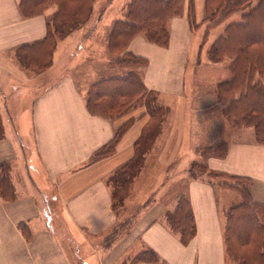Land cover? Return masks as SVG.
Segmentation results:
<instances>
[{
    "label": "crops",
    "instance_id": "0c3cea01",
    "mask_svg": "<svg viewBox=\"0 0 264 264\" xmlns=\"http://www.w3.org/2000/svg\"><path fill=\"white\" fill-rule=\"evenodd\" d=\"M130 1L95 0L91 19L83 27L92 31L93 37L103 23L109 28L108 42L114 23L122 18L107 20V14L126 12ZM205 2L185 0L182 11L168 22V45L138 34L126 49L147 59V64L142 63L147 69L141 78L148 89L159 90L164 117L169 114L160 117L163 125L157 128L153 146L158 150L157 157L180 156L175 152L180 150L181 125L189 115L182 110H187L190 103L203 107L208 101L205 88H191L190 94L185 88L195 39L192 24L194 16L197 24H206ZM53 11L50 7L44 13L25 16L20 0H0V164L9 165L14 188L13 198L0 195V264H236L227 255L224 237V212L233 203L227 198L220 202L210 179L190 178L181 192L174 189L179 177L167 184L164 176L152 195L140 194L137 201L142 205L136 215L118 211L126 197L115 202L110 178L134 157L135 144L153 116L145 104L115 118L88 109L91 84L117 76L114 67L120 64L109 52L94 59L92 49L86 57L78 44L63 48L59 59L55 58V49L52 63L42 71L26 63L25 51L31 55L37 42L44 39ZM207 36L208 32L203 42ZM211 44L205 50V62L228 68L230 74L225 75V81L231 77V58L212 61ZM201 55L202 50L196 60L203 62ZM217 86L209 88V93L215 103L221 104L224 115L226 104L219 100ZM127 121L130 125L115 151L94 159L95 152ZM24 126L29 130L26 135ZM245 133L248 136L233 135L219 141L229 143L227 154L203 155L204 162L209 169L250 177L255 199L264 203V143L255 140V130ZM144 164L132 184L126 185L134 189V195L148 182L146 159ZM182 193L191 204L197 227L188 243L181 240L180 232L168 220ZM144 251L154 252L156 259L134 261Z\"/></svg>",
    "mask_w": 264,
    "mask_h": 264
},
{
    "label": "trees",
    "instance_id": "16d2710c",
    "mask_svg": "<svg viewBox=\"0 0 264 264\" xmlns=\"http://www.w3.org/2000/svg\"><path fill=\"white\" fill-rule=\"evenodd\" d=\"M95 0H20L25 16L44 13L54 7L47 21V34L37 42L32 53L25 51L26 63L35 70L45 68L51 61L60 38L79 28L90 19ZM185 0H131L125 17L117 20L110 32L108 50L118 64L146 63L147 59L127 51L129 42L138 34L166 46L169 42L168 22L182 11ZM241 18L228 23L221 35L211 44L212 61L231 58V77L217 86V95L225 103L224 115L232 126H253L255 140L264 143V0H206L205 17L208 27L219 24L235 12ZM193 4L189 13L193 16ZM46 64V65H45ZM145 104L150 114L164 117L165 111L156 92L148 89L136 72L125 76L102 78L91 84L87 106L92 113L115 118L138 105ZM162 119V118H161ZM162 121V120H161ZM130 121L122 124L114 137L99 148L94 159L112 154ZM157 129L144 132L135 144L134 157L110 178L115 188V202H122L119 188L132 184L145 163V156L154 143ZM229 143L222 141L203 150L205 158L224 157ZM206 171L210 182L215 178L223 186L240 194V201L225 209L224 237L228 257L236 264H264V203L255 199L250 177L209 169L206 162H194L190 168L193 178H200L197 170ZM209 178V177H208ZM14 188L9 177V165L0 164V195L13 198ZM168 220L180 232L181 240L188 243L196 233V219L188 198L180 195L176 208L168 213ZM156 254L144 251L135 260H153Z\"/></svg>",
    "mask_w": 264,
    "mask_h": 264
},
{
    "label": "rangeland",
    "instance_id": "374dc122",
    "mask_svg": "<svg viewBox=\"0 0 264 264\" xmlns=\"http://www.w3.org/2000/svg\"><path fill=\"white\" fill-rule=\"evenodd\" d=\"M125 13L126 12H122L121 14L116 13L112 15L107 14V16L109 15L107 20H109L111 17L115 19V16H120V18H124ZM107 16H105L104 20H106ZM240 18L241 12H235L227 19H225L223 23L215 27L208 28L207 23L203 25L197 24L198 20L195 19L194 16L192 25L195 39L192 52L189 57V61L187 62L188 65L186 72L185 88H189V94L191 92V88H205L203 91L204 94H207L208 101L203 104V107L201 106L202 108H197L195 107V103H190L189 108L187 110H182L189 115L186 117V119L183 121V124L181 125L180 150L177 148L175 152L180 153V156L167 155V158H164V155L163 158L159 156L157 157L158 150H153V146L155 143L154 140V143H152V146L149 149V151H151L149 153L150 156L145 158L146 164L148 166L147 172L145 173L148 178V182L146 181L145 183H143L144 188H142L140 193L136 195H134V189H127V183L125 184V186L119 188L120 194H122V196L125 195L126 197V200H124L123 202V206L119 207L118 209L119 212H132L133 215H136V213L140 211V206L142 205V202L137 201L139 196H141L140 194L143 193L144 195H146V193L148 192L150 193V195H152L158 187L159 180L162 179L164 176L166 177L167 184H170L173 181L174 177H179L180 179L178 183L174 185V189L181 192L184 191L186 188V182L190 178H193L190 172L191 163L194 161L203 162L205 160L202 154V150L204 148L208 146H213L219 143V141H221L222 139H228L233 135L238 136L240 138L244 137V135L248 136V134H244V132L254 130L253 126L235 128L227 122L226 118L222 114L221 104L215 103L213 99H211L209 88L217 86L218 82L225 79L226 74H230V71L228 70V68L221 67L218 64L208 65L210 63L205 62V59H207V53L205 51L206 48L212 43L214 39L218 37L219 34L222 33V29L228 23L240 20ZM85 24L80 26L79 28L70 31L67 35L69 36L68 39L66 36V38L59 39V45L57 46L55 51V58H60V54L62 53L63 48L65 49L66 47H68L69 49H72L78 44L81 45L82 48H84L83 53L85 52L86 57H88L86 53L89 54L90 51L92 52V49V54H96L93 55L94 59L98 56L103 57L108 54L109 50L106 46L108 43L107 37L109 28L106 25H103V23H101V25L103 26L100 25L98 29L95 30V34L93 35V37H91L93 32L83 27L85 26ZM206 32H208L207 40L203 42V38ZM83 38L85 39L83 40ZM88 39L93 40V42L90 43ZM200 43L203 45L202 49ZM201 50L202 55L200 57L203 59V62L196 60ZM51 63L52 61L49 64ZM86 63L93 64L91 63V61L88 60H86ZM146 69L147 65H143L142 63H125L114 67L115 71L113 73L117 76H125L129 74V72L134 71L141 78L144 77ZM58 73L59 71L55 72L54 75H57ZM195 80H197L196 84ZM155 92L159 100L162 101L163 97L159 90H155ZM167 115L169 116V114L167 113L164 118H166ZM162 119L155 115V117L152 118L151 123L149 124V128L147 129V131L145 130V132H148L153 128L157 129L158 126L163 123ZM24 128L25 130H23V134L26 135L27 133H29V130L26 129L25 126ZM197 171V175L200 176V178H204L207 180L214 179L211 176H208L207 172L202 171V169H199ZM213 184L215 185L216 195L219 197L220 202L221 198H227L233 204L240 201L241 197L238 191L233 188L223 186L221 183L218 182V178H215ZM181 195L185 194L182 193Z\"/></svg>",
    "mask_w": 264,
    "mask_h": 264
}]
</instances>
